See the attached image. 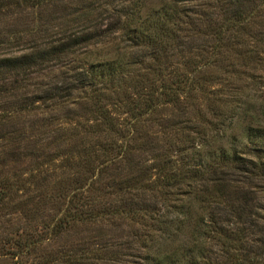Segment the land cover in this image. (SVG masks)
<instances>
[{"label": "trees", "instance_id": "obj_1", "mask_svg": "<svg viewBox=\"0 0 264 264\" xmlns=\"http://www.w3.org/2000/svg\"><path fill=\"white\" fill-rule=\"evenodd\" d=\"M0 141V258L264 264V0H0Z\"/></svg>", "mask_w": 264, "mask_h": 264}, {"label": "rangeland", "instance_id": "obj_2", "mask_svg": "<svg viewBox=\"0 0 264 264\" xmlns=\"http://www.w3.org/2000/svg\"><path fill=\"white\" fill-rule=\"evenodd\" d=\"M3 143H7V141H0V176H1V174H3V172H9L10 174H13V172H15L17 174H22V173L27 174L29 172V170L32 169V167L29 166L31 164V162H25V163L21 164L20 166L19 165L17 166L16 163L11 162L10 160L12 158L11 156H12V153L14 151L13 150L14 147L12 145H10L9 147L5 148V147H3ZM6 155L9 157H7ZM5 157L8 159V160L6 159L8 162H7L6 166H3L1 161ZM56 165H58V166L61 165V162L57 163ZM15 166H17V167L15 168ZM45 170H47V169H45ZM52 170H55V168H52ZM58 174H59V172H58ZM31 218L25 216L24 213L18 214V216L15 215L16 220H13V224L11 225V227L8 228L10 230V232H7V233L12 234L13 232L16 231V229L17 230L18 229H20V230L24 229V227L29 225V220H33L30 224H35L36 223L35 220H38L37 223H40L43 221L42 218H38V219H31ZM45 220H47V219H45ZM4 221H6V220H4ZM22 231H25V230H22ZM67 239H68V242H71V243H74L75 245H77V231H73L70 234V236L67 237L66 239L64 238V240L62 242L64 243V241ZM62 242H60V245L62 244ZM56 249L57 248H54V250H56ZM50 251H51V249L47 252H50ZM24 260L26 263L29 262L31 264L29 259H24ZM0 264H13V262L11 260L0 258Z\"/></svg>", "mask_w": 264, "mask_h": 264}]
</instances>
